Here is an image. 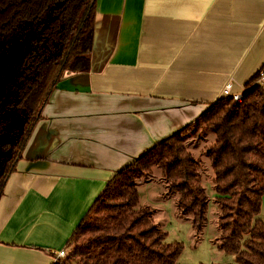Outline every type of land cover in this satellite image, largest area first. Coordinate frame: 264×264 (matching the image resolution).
Returning <instances> with one entry per match:
<instances>
[{
  "label": "crops",
  "instance_id": "1",
  "mask_svg": "<svg viewBox=\"0 0 264 264\" xmlns=\"http://www.w3.org/2000/svg\"><path fill=\"white\" fill-rule=\"evenodd\" d=\"M95 23L91 70L56 85L0 199V264H54L116 173L264 64V0H97ZM165 193L159 172L139 187L163 230Z\"/></svg>",
  "mask_w": 264,
  "mask_h": 264
},
{
  "label": "trees",
  "instance_id": "2",
  "mask_svg": "<svg viewBox=\"0 0 264 264\" xmlns=\"http://www.w3.org/2000/svg\"><path fill=\"white\" fill-rule=\"evenodd\" d=\"M96 13L97 0H0V43L26 35L24 42L33 40L34 46L24 63L29 78L24 107L31 124L20 155L64 74L91 70ZM47 14L51 17L45 19ZM263 78L264 64L239 103L222 97L194 124L116 173L69 240L67 257L54 264H180L182 243L167 241L155 211L140 205L139 187L154 181L158 170L165 198L176 200L178 216L192 223L196 238L202 236L210 199L200 162L184 144L191 128L215 137L207 157L221 212L220 251L234 256L236 264H264ZM15 169L16 161L0 183V199Z\"/></svg>",
  "mask_w": 264,
  "mask_h": 264
},
{
  "label": "rangeland",
  "instance_id": "3",
  "mask_svg": "<svg viewBox=\"0 0 264 264\" xmlns=\"http://www.w3.org/2000/svg\"><path fill=\"white\" fill-rule=\"evenodd\" d=\"M49 17L51 15L47 14L45 19ZM24 37L26 35L22 39L3 40L0 43V98L5 93L7 85L9 87V83H14L21 60L28 49L27 43L24 42L26 39ZM192 130L193 128L184 135V144L194 159L200 162V176L210 199L207 212L208 224L202 236L196 238V233L190 221L170 218L169 223L165 226V231L168 233L167 241L169 243H182L183 253L179 260L180 264H236L234 256L225 254L219 249V217L221 212L215 201L216 195L213 187L215 175L207 157V150L214 143L215 137L208 130L197 134ZM140 193L141 195L147 194L146 197H150L152 201L156 199L154 197L151 198L150 189L147 193L142 188ZM169 202L170 205L173 204L172 200ZM152 205L159 207L154 202ZM172 206L175 207L174 204ZM167 211L169 213V209ZM261 218L264 220V213H262Z\"/></svg>",
  "mask_w": 264,
  "mask_h": 264
},
{
  "label": "flooded vegetation",
  "instance_id": "4",
  "mask_svg": "<svg viewBox=\"0 0 264 264\" xmlns=\"http://www.w3.org/2000/svg\"><path fill=\"white\" fill-rule=\"evenodd\" d=\"M28 49L21 60L14 83H9L0 98V183L6 174L22 157L20 151L24 146L31 117L24 107V92L29 78L25 72V59L32 50L33 40L27 43ZM20 157V158H19Z\"/></svg>",
  "mask_w": 264,
  "mask_h": 264
},
{
  "label": "built area",
  "instance_id": "5",
  "mask_svg": "<svg viewBox=\"0 0 264 264\" xmlns=\"http://www.w3.org/2000/svg\"><path fill=\"white\" fill-rule=\"evenodd\" d=\"M264 79V78H263ZM264 82V80H263ZM223 97H232L233 100L237 103H239L242 99V95H233L232 94V85L231 84H228L226 85L224 91H223ZM68 255V252L66 250H62L60 251L58 254H57V259H63V258H66Z\"/></svg>",
  "mask_w": 264,
  "mask_h": 264
}]
</instances>
